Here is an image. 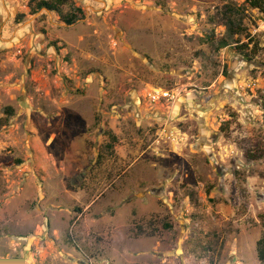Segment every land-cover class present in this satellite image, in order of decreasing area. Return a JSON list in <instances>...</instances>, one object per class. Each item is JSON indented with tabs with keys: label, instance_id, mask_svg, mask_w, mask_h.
Instances as JSON below:
<instances>
[{
	"label": "rangeland",
	"instance_id": "1",
	"mask_svg": "<svg viewBox=\"0 0 264 264\" xmlns=\"http://www.w3.org/2000/svg\"><path fill=\"white\" fill-rule=\"evenodd\" d=\"M30 2L0 0V264H264V15Z\"/></svg>",
	"mask_w": 264,
	"mask_h": 264
},
{
	"label": "trees",
	"instance_id": "2",
	"mask_svg": "<svg viewBox=\"0 0 264 264\" xmlns=\"http://www.w3.org/2000/svg\"><path fill=\"white\" fill-rule=\"evenodd\" d=\"M245 3L250 6L253 9H257L260 11V13H262L264 15V0H245ZM35 4V5H34ZM71 0H31L30 2V7L32 9V14H37L42 10L48 11V12H52V13H56L60 16L61 21L64 22L67 25H73L74 23H76L80 17H82L84 15V12L81 8L79 7H72L70 6ZM69 6L72 7L71 10L69 12L64 13L63 8ZM227 11H231L229 13L230 17H229V21H228V30L232 31V29L235 30V28L239 27L236 26V17H234V15L232 14V9L231 8H227ZM24 16V15H22ZM22 22V21H19ZM233 34H240L238 32V30L233 31ZM229 46V43H227L226 41H223L220 45L219 48L220 49H224L225 47ZM112 141L114 143L117 142V137L112 135ZM113 143V144H114ZM109 148H113V145H109ZM257 254H258V258L261 262H264V237L261 238L258 243H257Z\"/></svg>",
	"mask_w": 264,
	"mask_h": 264
},
{
	"label": "built area",
	"instance_id": "3",
	"mask_svg": "<svg viewBox=\"0 0 264 264\" xmlns=\"http://www.w3.org/2000/svg\"><path fill=\"white\" fill-rule=\"evenodd\" d=\"M150 98L153 102L174 99L170 92H164L163 90H153V92L150 93Z\"/></svg>",
	"mask_w": 264,
	"mask_h": 264
},
{
	"label": "flooded vegetation",
	"instance_id": "4",
	"mask_svg": "<svg viewBox=\"0 0 264 264\" xmlns=\"http://www.w3.org/2000/svg\"><path fill=\"white\" fill-rule=\"evenodd\" d=\"M190 99H195L196 100V99H198V95L197 94L191 95Z\"/></svg>",
	"mask_w": 264,
	"mask_h": 264
}]
</instances>
